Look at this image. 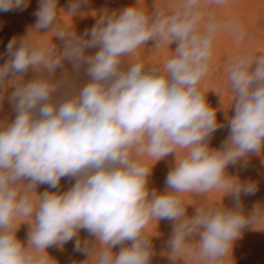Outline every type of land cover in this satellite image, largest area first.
Masks as SVG:
<instances>
[{
  "label": "clouds",
  "instance_id": "1",
  "mask_svg": "<svg viewBox=\"0 0 264 264\" xmlns=\"http://www.w3.org/2000/svg\"><path fill=\"white\" fill-rule=\"evenodd\" d=\"M85 2L75 0L68 11L76 13ZM27 6V0H0L4 12ZM58 13L57 0H39L34 29L53 31ZM202 19L200 0H182L167 16L135 6L105 13L84 36L57 30L55 37L64 42L59 52L55 45L49 51L25 39L9 41L0 87L9 77L19 83L9 96L15 119L0 127V264H47L41 253L74 238V250L89 256L80 230L100 245L92 264H150L145 230L164 219L175 221L171 252L195 237L205 264H222L232 254L255 222L243 212L240 196L256 189L252 183L231 184L226 168L264 150V54L229 63L234 114L227 118L226 140L210 148L212 134L224 125L199 85L217 31L241 29L234 20L210 19L201 30ZM149 41L155 47L176 43L163 66L129 59ZM87 49L97 50L86 54ZM29 70L36 75L25 82ZM177 149L185 150L183 157L177 158ZM172 153L176 160L165 191L150 189L153 166L139 157L158 162ZM64 177L75 181L67 191H45L33 201L36 186L58 189ZM223 188L234 197L231 209L196 207L193 216L186 215L183 194ZM18 216L32 218L26 245L13 228Z\"/></svg>",
  "mask_w": 264,
  "mask_h": 264
},
{
  "label": "rangeland",
  "instance_id": "2",
  "mask_svg": "<svg viewBox=\"0 0 264 264\" xmlns=\"http://www.w3.org/2000/svg\"><path fill=\"white\" fill-rule=\"evenodd\" d=\"M75 0H57L58 20L53 31L50 29H34L39 0H27L28 6L23 10L0 11V65L8 59L7 45L15 40L17 45L23 39L29 43H37L51 51L55 45L57 52L62 50L64 42L55 37L57 30L65 32L73 31L78 36H84L85 30H91L100 15L119 12L127 7L135 6L143 9L151 15L155 11L165 16L173 14L181 5L182 0H86L76 13L68 11V6ZM200 11L203 15V25L210 19L223 23L234 20L241 29L237 33L231 26L221 27L212 42V55L209 61V69L206 76L200 82V89L206 95L210 107L217 109V121L224 125L210 138V148H220L222 142L229 135L227 118L234 113L230 108L234 100V93L230 89L227 67L236 57H255L264 54V0H224L223 4H216L214 0H200ZM51 31V32H50ZM48 32V33H47ZM87 38V37H85ZM176 43L169 45L162 41L159 47H155L154 41L139 48L129 59L133 62H142L155 67L163 66L172 56ZM97 49H87L86 54H94ZM65 69L71 71V65L65 62ZM36 73L29 70L23 80L27 82L35 77ZM57 77L61 71L57 70ZM8 78L5 86L0 87V127L11 123L15 119V111L9 102V96L14 90L19 79ZM83 75L80 82H84ZM185 150L177 149V158L183 157ZM142 163L151 168L149 188L162 193L165 191V178L174 167L175 153L156 162L154 158L146 154L139 157ZM226 173L233 177L231 184L252 183L255 192L251 195L240 196L243 212L252 214L255 222L243 230L242 238L237 240L231 252L224 258L222 264H264V150L261 153L249 154L246 159H241L235 165H229ZM237 180V181H236ZM74 179L61 178L58 189H49L48 185H38L36 193H32L35 203L39 201V195L45 191H67ZM229 189H213L204 194L185 193L182 195L186 215L195 214L196 207L223 206L231 209L234 206V197L227 194ZM31 217L18 216L13 228L16 229L18 240L27 244V236L30 230ZM175 228V221L167 219L151 222L145 234L151 238L152 257L150 264H205L199 256L196 238L186 240L179 251L171 252L170 240ZM78 238L81 241H89L90 255L74 250L75 239L62 246L53 245L41 253L47 259V264H92L100 245L95 243V238L86 231L80 230ZM124 246H128L125 244ZM120 246L113 248V253L118 254Z\"/></svg>",
  "mask_w": 264,
  "mask_h": 264
}]
</instances>
